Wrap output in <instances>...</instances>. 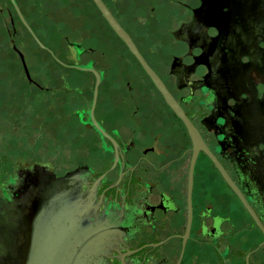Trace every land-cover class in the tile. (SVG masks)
<instances>
[{
  "label": "flooded vegetation",
  "instance_id": "af4514ba",
  "mask_svg": "<svg viewBox=\"0 0 264 264\" xmlns=\"http://www.w3.org/2000/svg\"><path fill=\"white\" fill-rule=\"evenodd\" d=\"M103 1L205 144L196 147L183 117L95 0H63L71 14L79 4L81 19L79 39L64 34L67 45L57 42L66 23L50 25L49 38L31 25L44 46L11 1L37 53L54 61L44 64L38 56L42 66H52L48 80L28 79L38 93L49 95L50 131L69 154L81 153L56 165L62 171L139 166L166 187L186 233L224 238L244 264H264V0L155 4L145 17L148 36L160 38L155 45L135 31L142 4L134 2L128 13L123 0ZM5 9L11 46L24 66L21 33L11 8L0 10ZM129 53L135 61H121ZM93 68L100 74L96 99ZM73 69L90 86L70 81Z\"/></svg>",
  "mask_w": 264,
  "mask_h": 264
},
{
  "label": "water",
  "instance_id": "95a60500",
  "mask_svg": "<svg viewBox=\"0 0 264 264\" xmlns=\"http://www.w3.org/2000/svg\"><path fill=\"white\" fill-rule=\"evenodd\" d=\"M95 1L183 117L196 147L203 146L198 128L130 34L103 0ZM18 50L32 80L25 55ZM93 71L96 99L100 74ZM0 264L244 263L224 238L186 233L166 187L139 166L62 171L51 160L0 150Z\"/></svg>",
  "mask_w": 264,
  "mask_h": 264
},
{
  "label": "rangeland",
  "instance_id": "374dc122",
  "mask_svg": "<svg viewBox=\"0 0 264 264\" xmlns=\"http://www.w3.org/2000/svg\"><path fill=\"white\" fill-rule=\"evenodd\" d=\"M0 1L5 8L10 7L12 10L13 19L17 29L21 33L22 43L19 46L25 54L31 75L38 76L42 81H47L49 75L48 69L52 66H42L39 58L42 59L41 61H43L44 64L48 65L54 64V61L50 64L52 59L48 57L46 53H37L38 46L27 28L19 20L12 4L13 0ZM18 1V4L21 6L30 24L35 28L37 27L36 29L45 36V38L51 36L48 30L50 25L55 24V26H62L66 23L67 27L64 26L62 32H57V42L67 45V38L64 37V34L68 35L67 37L70 39H79L81 35L79 28L81 19L79 16L78 3L75 5L74 11L71 10V14L70 11H68V6H64L63 0ZM72 1H75V3L79 2V0H69V4L66 5H70L73 3ZM127 1H130L129 7L127 6ZM165 1L166 0H123V4H120L128 13H131L133 9L132 4L134 2L142 4V6H140V11H143L137 12L139 19H141V23L135 31L138 33V36H141L140 39L142 42H145V44L147 41L148 44L155 45L160 40L159 36H148L151 32H149V22L147 20L145 21V17L153 5L165 4ZM72 8L73 7H69V9ZM186 11L188 15L190 12H188V10ZM6 21L12 29L9 13L6 9L4 11L0 10V93H4V96L0 98L1 152L11 156H19L22 154L51 160L55 164L66 162L70 155L78 159L81 153L69 154V152L64 150L63 143L61 142L62 138L53 136V130L50 131L51 124L54 122L45 117L48 111V106L47 104L45 105V103H47L49 95L46 93H38L34 85L29 82L19 56L13 52L7 33ZM121 61L128 62L135 60L129 53L126 54ZM161 67L163 68V66ZM56 70L59 74L63 72V69L57 68ZM70 73L72 75L70 81L79 84L83 83L86 87L90 86L86 83L85 78L81 77V73L77 69L71 70Z\"/></svg>",
  "mask_w": 264,
  "mask_h": 264
},
{
  "label": "trees",
  "instance_id": "16d2710c",
  "mask_svg": "<svg viewBox=\"0 0 264 264\" xmlns=\"http://www.w3.org/2000/svg\"><path fill=\"white\" fill-rule=\"evenodd\" d=\"M19 18V17H18ZM24 25V24H23ZM25 26V25H24ZM26 27V26H25ZM27 28V27H26ZM28 30V29H27ZM29 32V30H28ZM30 33V32H29ZM4 96V93H0V98H2Z\"/></svg>",
  "mask_w": 264,
  "mask_h": 264
}]
</instances>
